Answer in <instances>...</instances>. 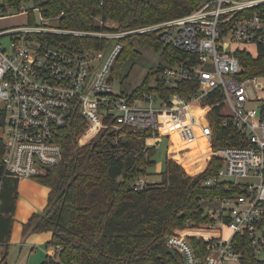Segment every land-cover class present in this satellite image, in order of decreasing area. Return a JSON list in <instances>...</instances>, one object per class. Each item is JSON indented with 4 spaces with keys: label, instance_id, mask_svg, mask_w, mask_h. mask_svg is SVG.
Returning a JSON list of instances; mask_svg holds the SVG:
<instances>
[{
    "label": "built area",
    "instance_id": "1",
    "mask_svg": "<svg viewBox=\"0 0 264 264\" xmlns=\"http://www.w3.org/2000/svg\"><path fill=\"white\" fill-rule=\"evenodd\" d=\"M20 14L27 16L26 23L0 29V37L10 38L6 45L0 42V109L4 113L0 187L3 176L18 180L37 177L60 160L59 133L72 108L84 118V133L90 138L105 126H133L147 129L149 139L157 143L160 137L171 136L160 127V114L167 112L172 121L180 123L174 132L181 140L199 138L202 144H210L208 111L205 115L195 113L193 107L203 110L200 105H209L203 104V98L217 91L223 107L230 109L228 115L244 134L243 144L217 148L214 155L222 165L203 183L211 186L225 182L239 186L242 192L215 197L209 201L214 207L207 210L212 220L185 227L206 233H183L185 228H179L172 230L165 244L182 264H240L234 243L238 234L249 235L256 254L264 252V75L242 76L236 54L245 49L255 56L258 46L264 47V0H202L183 16L111 33L62 27L59 19L63 12L46 15L33 0H0V19ZM50 20L57 25L48 24ZM98 23L107 26L106 21L98 19ZM148 31H154L165 45L191 56L164 65L159 74L163 83L196 82V92H175L167 100L155 91L116 96L106 77L122 47L120 43L96 71L94 53L101 56L102 50L81 53L62 47L53 37L118 38ZM105 118L110 120L108 125ZM144 183L138 179L135 189ZM223 230L228 231L226 237ZM190 237L204 240L203 253L191 244ZM60 248L56 245L54 249Z\"/></svg>",
    "mask_w": 264,
    "mask_h": 264
},
{
    "label": "trees",
    "instance_id": "2",
    "mask_svg": "<svg viewBox=\"0 0 264 264\" xmlns=\"http://www.w3.org/2000/svg\"><path fill=\"white\" fill-rule=\"evenodd\" d=\"M24 1V0H19ZM44 9L46 15L63 12L59 25L69 29L87 31L112 30L99 25L98 20H114L116 30H130L139 26L155 24L183 16L197 8L202 0H33ZM18 2V1H17ZM62 47L92 54L105 51L109 38L91 36L53 35ZM122 45L115 56L113 68L128 55H137L138 47L150 45L161 50L164 64L154 70L160 74L164 65H173L190 55L165 45L154 31L118 37ZM114 47V46H113ZM242 66V76L264 75V47L258 46L253 56L245 49L236 52ZM166 62V64H165ZM112 66V64H111ZM150 72L132 96L143 91H155L163 99L175 92L189 95L196 92V82H179L167 86L157 78L154 86L148 82ZM203 104L210 105L212 127L211 145L221 146L243 144L244 134L228 114H223V101L217 91L203 98ZM202 111L195 110V113ZM110 120L104 119L108 125ZM4 113L0 109V127ZM86 127L84 118L77 108H72L66 125L60 129L59 142L62 145L60 160L44 174L35 177L47 186L49 192L42 210L32 212L21 223V236L50 232L44 243L46 249L55 248L52 255L46 254L40 264H182L179 256L167 252L166 237L173 229L199 226L212 219L203 203L219 196H230L242 192L237 185L218 182L207 186L204 180L214 174L222 165L213 155L203 171L190 174L172 158L165 157L164 170L160 180L145 181L135 189L138 179L148 174L154 165L155 145L147 143L150 133L147 129L122 126L101 128L84 144H78V137ZM163 132H174L173 127L164 126ZM86 137V136H85ZM202 145V143H200ZM174 144V148L182 147ZM4 146L0 137V176L3 173L2 155ZM19 180L2 177L0 187V244L4 247L0 264H6L7 248L15 221L14 213L18 199ZM183 233L203 234L200 230H183ZM191 244L203 253L205 242L194 237ZM234 243L240 252V264H264L252 249L248 234H238Z\"/></svg>",
    "mask_w": 264,
    "mask_h": 264
},
{
    "label": "rangeland",
    "instance_id": "3",
    "mask_svg": "<svg viewBox=\"0 0 264 264\" xmlns=\"http://www.w3.org/2000/svg\"><path fill=\"white\" fill-rule=\"evenodd\" d=\"M37 17V15H36ZM98 20V19H97ZM27 22V16L24 14L20 15H13L6 18L0 19V29H5L8 27L21 25ZM55 24L57 25V21L50 20L48 24ZM106 27L110 28L111 32H125L123 30H116L118 24L111 19L106 20ZM150 25V24H149ZM109 32V33H111ZM150 32V31H148ZM139 34V33H137ZM141 34V33H140ZM128 35H135V34H127ZM10 38L8 36L0 37V42L2 44L9 43ZM116 38H109L107 48L105 51H102V55H98L94 53V57L96 60L92 62V65L95 67L96 71H99L102 65L105 63L106 59L109 57L113 46L117 43ZM253 49V47H251ZM139 53L135 56L128 55L126 58L124 57L121 63H117L114 70L110 71L107 74V81L111 86V91L116 96H130L133 91L140 86L146 75L150 72L154 73V70L158 67L160 63L164 64V60L161 57V50H155L154 47L150 45H144L143 47H138ZM115 61V59H114ZM166 64V62H165ZM114 63H112V68ZM160 78V75L153 74L152 78L149 80V86H154L156 84V79ZM93 81V79H92ZM262 94V93H261ZM203 110L202 114L205 115L207 112V117H209L210 106L209 105H200ZM209 106V107H208ZM256 106V105H253ZM195 110L199 108L197 106L193 107ZM200 110V109H199ZM223 114H229L230 109L228 106L222 108L221 111ZM164 113H161V115ZM166 121L168 122V117H165ZM166 123V122H165ZM170 127L169 123L164 124ZM206 125V124H205ZM178 126L174 128L177 129ZM0 133H2V129H0ZM196 135H199L198 131ZM86 136V137H85ZM91 138L87 135V132L81 133L78 137V144H84L88 142ZM196 138L194 140L185 142L181 140L178 135L173 132L171 136H162L158 139L157 143H154L153 139H149L148 142L151 145H155V154H154V165L148 170V174L141 179H147L148 181H158L160 180V173L164 170V161L166 156L173 157L172 159L179 163L186 171L198 169H202L203 171L207 166L210 158L214 155L216 149H213L211 143L207 144L203 142L201 145ZM174 144H182V147L174 148L176 151H170L171 147ZM201 146V147H200ZM211 152L213 154H211ZM207 160V161H206ZM204 168H201L202 165L205 164ZM199 171V172H201ZM198 173V172H197ZM196 174V173H190ZM19 189L20 194H18L17 199V208L14 213V218L16 221L13 224L12 232L7 248V257H6V264H40V262L45 258L46 254H48V250L53 251V247H49L46 249L44 245V233H37L30 235L26 238H22L20 233V224L18 223V217H25L30 209H34V211H40L36 203L44 201L47 195V186L38 182V180L33 178H22L19 181ZM203 207L208 210L210 207H214L213 204H209L207 202L202 204ZM179 228L173 229L177 230ZM183 230H194V229H182ZM228 234L227 230L222 231V235L226 237ZM1 246V245H0ZM31 249V251H30ZM54 253V252H53ZM0 253V257H1ZM257 256L259 258L264 257V252H258ZM229 264H237L236 262H230Z\"/></svg>",
    "mask_w": 264,
    "mask_h": 264
},
{
    "label": "crops",
    "instance_id": "4",
    "mask_svg": "<svg viewBox=\"0 0 264 264\" xmlns=\"http://www.w3.org/2000/svg\"><path fill=\"white\" fill-rule=\"evenodd\" d=\"M174 123H177V122H174ZM178 126H179V125H178ZM148 140H149V139H148ZM148 140H147V143L149 144ZM200 147H201V146H200ZM206 161H207V160H206ZM206 161H205V164L201 166V168H204V167L206 166ZM199 168H200V167H199ZM199 168L194 169V170H190V172H191V173H196V172L198 171ZM19 181H20V180H19ZM144 181H148V180H147V179H144ZM152 182H153V181H152ZM18 183H19V182H18ZM18 186H19V184L17 185V192H18V194H20V189H19ZM48 192H49V188L47 187V194H48ZM46 197H47V195H46ZM45 203H46V198H45L44 201H41V202L36 203V204H37V206H38L39 209H43ZM16 208H17V203H16ZM15 210H16V209H15ZM32 212H34V209L31 208L30 211L27 213V215H26L25 217H21V218L18 217L17 221H18V223L20 224V226H19V228H20V233H21V223L24 222V221L29 217V215H30ZM15 221H16V219H15ZM15 221H14V222H15ZM43 233L45 234V237H44V243H45L46 241H48V240L50 239V237H51V233H50V232H43ZM0 245H1V244H0ZM3 249H4V247L1 245V246H0V253L3 252ZM30 251H31V249H30ZM48 252H49L48 254L52 255L53 252H54V250H53V251L48 250Z\"/></svg>",
    "mask_w": 264,
    "mask_h": 264
},
{
    "label": "bare ground",
    "instance_id": "5",
    "mask_svg": "<svg viewBox=\"0 0 264 264\" xmlns=\"http://www.w3.org/2000/svg\"><path fill=\"white\" fill-rule=\"evenodd\" d=\"M168 117V122L166 121V119H165V117ZM160 127H164V126H166V125H164V124H166V123H169L170 125V127H173V128H175L176 126H178L179 124H178V122L177 123H174V122H176V121H172L170 118H169V113H167V112H165L164 114H160ZM166 122V123H165ZM199 140V139H198Z\"/></svg>",
    "mask_w": 264,
    "mask_h": 264
},
{
    "label": "water",
    "instance_id": "6",
    "mask_svg": "<svg viewBox=\"0 0 264 264\" xmlns=\"http://www.w3.org/2000/svg\"><path fill=\"white\" fill-rule=\"evenodd\" d=\"M50 166H47L45 169L46 170H50ZM167 252L170 254V255H172L173 257H175L176 255H175V252L171 249V248H167Z\"/></svg>",
    "mask_w": 264,
    "mask_h": 264
}]
</instances>
